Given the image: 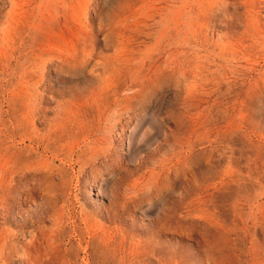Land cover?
<instances>
[{
	"label": "rangeland",
	"instance_id": "1",
	"mask_svg": "<svg viewBox=\"0 0 264 264\" xmlns=\"http://www.w3.org/2000/svg\"><path fill=\"white\" fill-rule=\"evenodd\" d=\"M0 125V264H264V0H0Z\"/></svg>",
	"mask_w": 264,
	"mask_h": 264
},
{
	"label": "bare ground",
	"instance_id": "2",
	"mask_svg": "<svg viewBox=\"0 0 264 264\" xmlns=\"http://www.w3.org/2000/svg\"><path fill=\"white\" fill-rule=\"evenodd\" d=\"M42 94V93H41ZM42 96V95H41ZM43 97V96H42ZM27 111V110H26ZM34 115H36V114H34ZM126 115V114H125ZM134 116V115H133ZM130 116H128V118H129ZM127 118V119H128ZM133 118V117H132ZM136 118V117H135ZM9 120V119H8ZM32 121V120H31ZM43 121V120H42ZM11 123V122H10ZM36 123V122H35ZM38 123H39V121H38ZM40 124V123H39ZM38 124V125H39ZM1 126V125H0ZM11 126V125H10ZM55 127V126H54ZM122 127V126H121ZM55 129V128H54ZM88 138V137H87ZM83 140V139H82ZM23 143V142H22ZM17 144H19V143H17ZM23 145V144H22ZM36 147V146H35ZM115 147V146H114ZM112 148V147H111ZM114 149V148H113ZM73 151H75V149H73ZM111 152H112V149H111ZM60 159V158H59ZM106 159V158H105ZM56 160V159H55ZM61 160V159H60ZM98 162H100V161H98ZM103 162V161H102ZM64 163V162H63ZM69 164V163H68ZM65 165V164H64ZM100 165V164H99ZM73 166V165H72ZM71 168V167H70ZM73 170V169H72ZM87 171V170H86ZM88 173V172H87ZM71 174V173H70ZM84 175V174H83ZM83 175H82V177H83ZM28 176V175H27ZM70 176V175H69ZM88 176H90V175H88ZM53 177H55V175H53ZM75 177V176H74ZM81 177V176H80ZM16 178V177H15ZM18 179V178H17ZM23 179V178H22ZM80 179V178H79ZM78 179V180H79ZM16 180V179H15ZM32 180V179H31ZM85 180V179H84ZM76 181V180H75ZM83 181V180H82ZM22 182V181H21ZM81 182V181H80ZM22 186V185H21ZM89 186V185H88ZM93 186V185H92ZM80 190V189H79ZM79 192V191H78ZM72 194V193H71ZM60 196V195H59ZM72 196V195H71ZM40 198H42V197H40ZM96 198V197H95ZM28 199V198H27ZM59 199V198H58ZM94 200V199H93ZM98 201V200H97ZM32 202V201H31ZM75 203H77V202H75ZM129 203V202H128ZM23 204V203H22ZM27 204V203H26ZM84 204V203H83ZM28 205V204H27ZM34 205V204H33ZM68 205V204H67ZM77 205V204H76ZM77 207V206H76ZM130 207V206H129ZM128 207V208H129ZM44 209V208H43ZM29 211V210H28ZM134 211V210H133ZM75 212V211H74ZM42 213V212H41ZM68 213V212H67ZM80 213V212H79ZM29 214V213H28ZM22 216V215H21ZM80 216V215H79ZM38 217V216H37ZM11 218V217H10ZM70 218H72V217H70ZM65 219V218H64ZM74 219V218H73ZM83 219V218H82ZM81 219V220H82ZM69 222V221H68ZM80 222V221H79ZM37 223V222H36ZM75 226V225H74ZM84 226V225H83ZM66 228H68V227H66ZM73 230V229H72ZM71 230V231H72ZM66 232V231H65ZM64 232V233H65ZM79 232V231H78ZM77 232V233H78ZM81 234V233H80ZM68 236V235H67ZM71 236V235H70ZM58 237V236H57ZM69 237V236H68ZM81 238V237H80ZM68 239V238H67ZM75 240V239H74ZM82 241V240H81ZM74 243V242H73ZM78 243V242H77ZM76 246V245H75ZM83 246V245H82ZM81 248V247H80Z\"/></svg>",
	"mask_w": 264,
	"mask_h": 264
}]
</instances>
